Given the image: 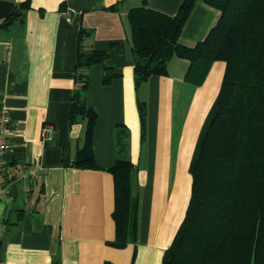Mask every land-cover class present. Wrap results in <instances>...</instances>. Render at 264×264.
Here are the masks:
<instances>
[{"label": "crops", "instance_id": "0c3cea01", "mask_svg": "<svg viewBox=\"0 0 264 264\" xmlns=\"http://www.w3.org/2000/svg\"><path fill=\"white\" fill-rule=\"evenodd\" d=\"M144 1L148 9L173 16L183 0ZM113 5L116 10H109ZM141 6L142 0H30L21 19L0 29V111L9 112L11 129L7 177L19 176L27 163L44 167L29 192L17 181L0 201V264H51L54 258L60 264H162L185 215L189 165L225 63L214 62L195 85L186 76L189 62L172 58L167 75L136 87L128 14ZM219 14L198 1L180 43L202 41ZM80 30L87 35L83 50L108 54L86 69L85 103L97 113L94 169L62 163L75 157L85 132L84 123L69 124ZM44 124L54 128L46 142L40 139ZM124 146L139 200L137 239L115 248L110 169ZM143 156L146 167L140 168Z\"/></svg>", "mask_w": 264, "mask_h": 264}, {"label": "trees", "instance_id": "16d2710c", "mask_svg": "<svg viewBox=\"0 0 264 264\" xmlns=\"http://www.w3.org/2000/svg\"><path fill=\"white\" fill-rule=\"evenodd\" d=\"M29 1L0 0V29L21 19ZM128 14L134 83L167 75L172 58L189 62L186 76L200 85L211 65L225 63L218 94L200 131L189 165L190 199L162 264H264V0H183L173 16L145 6ZM217 10L219 18L193 46L180 43L195 4ZM109 10L115 11L116 5ZM80 30L70 126L85 124L82 146L65 166L94 169V109L87 108L86 69L102 62L105 51H85ZM187 78V79H188ZM141 130L146 111L139 105ZM125 144V142H124ZM124 146L110 169L114 181L115 240L122 248L137 239L139 200L132 192L134 166ZM51 264H60L54 258Z\"/></svg>", "mask_w": 264, "mask_h": 264}, {"label": "built area", "instance_id": "2783aa9c", "mask_svg": "<svg viewBox=\"0 0 264 264\" xmlns=\"http://www.w3.org/2000/svg\"><path fill=\"white\" fill-rule=\"evenodd\" d=\"M11 133L10 115L5 109L0 111V201L4 200L12 188V184L19 181L23 183L25 192L30 190V182L36 178L38 174L44 171L41 164H24L19 176L13 180L7 177V154L9 151L8 137ZM54 135V128L50 124H44L40 130V139L42 141L50 140Z\"/></svg>", "mask_w": 264, "mask_h": 264}, {"label": "rangeland", "instance_id": "374dc122", "mask_svg": "<svg viewBox=\"0 0 264 264\" xmlns=\"http://www.w3.org/2000/svg\"><path fill=\"white\" fill-rule=\"evenodd\" d=\"M186 104V103H185ZM176 113H177V120H181V118H182V115L184 114V112H182V111H180V106H179V108L177 109V111H176ZM144 159H145V157L143 156L142 157V159H141V162H140V168L142 167H146V165H145V163H144ZM172 166H174V165H172Z\"/></svg>", "mask_w": 264, "mask_h": 264}]
</instances>
